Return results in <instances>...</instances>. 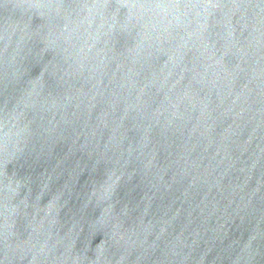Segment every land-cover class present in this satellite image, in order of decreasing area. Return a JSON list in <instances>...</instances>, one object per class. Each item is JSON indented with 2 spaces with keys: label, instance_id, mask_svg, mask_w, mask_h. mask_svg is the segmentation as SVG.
I'll return each mask as SVG.
<instances>
[{
  "label": "water",
  "instance_id": "95a60500",
  "mask_svg": "<svg viewBox=\"0 0 264 264\" xmlns=\"http://www.w3.org/2000/svg\"><path fill=\"white\" fill-rule=\"evenodd\" d=\"M0 264H264V0H0Z\"/></svg>",
  "mask_w": 264,
  "mask_h": 264
}]
</instances>
